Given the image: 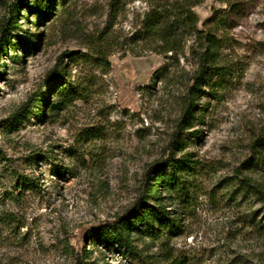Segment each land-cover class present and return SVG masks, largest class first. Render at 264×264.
Returning a JSON list of instances; mask_svg holds the SVG:
<instances>
[{
	"label": "rangeland",
	"instance_id": "rangeland-1",
	"mask_svg": "<svg viewBox=\"0 0 264 264\" xmlns=\"http://www.w3.org/2000/svg\"><path fill=\"white\" fill-rule=\"evenodd\" d=\"M24 1L0 0V42L11 30L16 43L0 54V264H148L168 253L164 239L140 234L138 257L96 235L133 208L179 128L197 67L189 30L177 53L137 40L138 30L157 6L196 2L198 26L217 35L230 71L199 100L203 116L181 128L177 156L190 153L202 172L188 207L163 194L185 224L168 243L184 264H264V201L237 194L246 174L264 184V0H69L39 24ZM58 72L89 87L51 114L41 99L57 98L44 82Z\"/></svg>",
	"mask_w": 264,
	"mask_h": 264
},
{
	"label": "trees",
	"instance_id": "trees-1",
	"mask_svg": "<svg viewBox=\"0 0 264 264\" xmlns=\"http://www.w3.org/2000/svg\"><path fill=\"white\" fill-rule=\"evenodd\" d=\"M69 0H40L39 4L33 5L30 0L21 3L29 12L36 15V24L43 22L49 16H54L55 3L60 2V12H63ZM199 2L181 5L168 3L159 8H153L143 22V27L138 30L136 39L139 41H153L161 43L162 51L177 53L185 31L195 34L200 40V46L192 45L193 54L197 57V67L194 70L192 84L189 85L184 103V112L180 119L179 128L173 133L169 145L164 154L153 161L145 174L142 190L133 208L118 215L113 220H107L101 226L96 235V241L116 250H124L126 253L142 257V249L136 244L137 237L144 234L150 239L162 240L167 247V254L159 261H149L148 264H184L186 256L172 255L169 246L170 239L185 230L183 215L181 213L172 216L168 205L176 204L179 207H188L196 197L198 177L202 172V166L198 159L186 152L180 157L177 152L185 151L184 131L181 128H189L203 116L199 100L206 95L217 94L220 87L225 84L226 77L230 71L229 65L222 59V44L212 30L201 29L198 26V17L193 7ZM59 4V3H58ZM161 7V9H160ZM165 11H161V10ZM13 24L18 23L16 14L21 13V7L14 8ZM12 29V27H11ZM40 42V39H38ZM12 40V32L8 30L0 42V54L7 53L10 46L15 45ZM32 43H29L31 47ZM22 48V47H21ZM164 71L169 69L163 68ZM163 74H167L163 72ZM217 77L216 80L214 78ZM212 80H214L212 82ZM45 85L53 90L57 98L53 101L51 95H44L41 99L51 114L61 112L76 98L82 97L89 85H83L72 80L68 73H53L45 79ZM47 112V111H46ZM42 113V119L47 114ZM193 192V193H191ZM253 194L264 201V184L252 179L249 174L239 180V191L237 194L246 196ZM149 199L155 204L149 205ZM258 227L264 230V220L256 221Z\"/></svg>",
	"mask_w": 264,
	"mask_h": 264
}]
</instances>
